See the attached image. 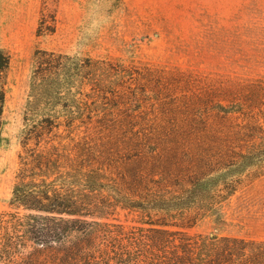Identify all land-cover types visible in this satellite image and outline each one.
Here are the masks:
<instances>
[{"label":"trees","instance_id":"trees-1","mask_svg":"<svg viewBox=\"0 0 264 264\" xmlns=\"http://www.w3.org/2000/svg\"><path fill=\"white\" fill-rule=\"evenodd\" d=\"M46 18L38 36L55 33V17ZM9 65L0 48V81ZM126 66L118 59L35 53L12 211L0 215V264H264V240L186 231L212 215L247 175L264 171V81L248 85L244 103L234 94L213 103L201 92L196 105L185 106L191 124L178 133L181 141L206 146L219 137L228 144L226 158L171 190L144 177L136 166L141 152L128 175L114 178L112 157L88 134L94 120L106 129L120 104L141 100ZM187 82L200 86L190 76ZM4 103L0 89V128ZM241 118L237 129L227 128ZM120 212L134 224L120 222Z\"/></svg>","mask_w":264,"mask_h":264},{"label":"rangeland","instance_id":"rangeland-1","mask_svg":"<svg viewBox=\"0 0 264 264\" xmlns=\"http://www.w3.org/2000/svg\"><path fill=\"white\" fill-rule=\"evenodd\" d=\"M42 16L55 17V33L37 35ZM0 48L10 55L0 81L5 95L0 215L12 211L9 200L37 51L118 59L128 65L135 77L132 90L142 93L141 100L120 104L108 129L94 120L88 134L93 145L112 157L114 178L128 175L141 152L136 166L144 177L173 190L174 184L185 186L191 176L222 163L228 145L216 136L206 146L181 141L178 133L191 124L185 106L196 105L201 92L213 103L234 96L244 103L248 85L264 81V0H0ZM189 76L200 80V86L189 85ZM132 116L134 126L128 123ZM240 123L242 118L226 126L233 130ZM81 131L80 137L85 128ZM116 218L134 224L125 212ZM186 231L264 240V171L247 175L212 215Z\"/></svg>","mask_w":264,"mask_h":264}]
</instances>
